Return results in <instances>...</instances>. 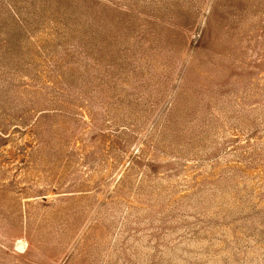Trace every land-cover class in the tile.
Returning <instances> with one entry per match:
<instances>
[{
	"label": "rangeland",
	"instance_id": "374dc122",
	"mask_svg": "<svg viewBox=\"0 0 264 264\" xmlns=\"http://www.w3.org/2000/svg\"><path fill=\"white\" fill-rule=\"evenodd\" d=\"M0 264H264V0H0Z\"/></svg>",
	"mask_w": 264,
	"mask_h": 264
},
{
	"label": "trees",
	"instance_id": "16d2710c",
	"mask_svg": "<svg viewBox=\"0 0 264 264\" xmlns=\"http://www.w3.org/2000/svg\"><path fill=\"white\" fill-rule=\"evenodd\" d=\"M70 23H71V22H70ZM74 44H75V46L72 45L71 47L75 48V51L77 50V48H79V49H81L82 51H84V49H85V45L83 44V42H82V43H81V42H75ZM91 60H94V65H96V61H97V59L93 58V59H91Z\"/></svg>",
	"mask_w": 264,
	"mask_h": 264
}]
</instances>
